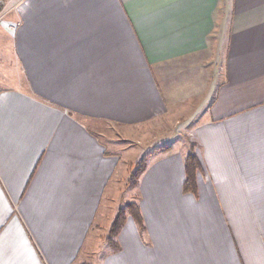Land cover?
<instances>
[{"label":"crops","instance_id":"0c3cea01","mask_svg":"<svg viewBox=\"0 0 264 264\" xmlns=\"http://www.w3.org/2000/svg\"><path fill=\"white\" fill-rule=\"evenodd\" d=\"M2 12L0 264H264V0H6ZM166 119L190 129L154 148L134 190L144 228L128 216L114 249L120 193L103 199L124 184L122 160L88 121L145 139Z\"/></svg>","mask_w":264,"mask_h":264},{"label":"rangeland","instance_id":"374dc122","mask_svg":"<svg viewBox=\"0 0 264 264\" xmlns=\"http://www.w3.org/2000/svg\"><path fill=\"white\" fill-rule=\"evenodd\" d=\"M25 2H23L22 5ZM3 21L1 23H3ZM2 73L3 75H6V77H8L9 75L6 74L4 70L2 71ZM2 88H15V84L10 80L5 81ZM171 121V119H166L164 121H154L150 126H148L147 130L145 131V139H142V137H144L142 135V137L135 135L133 138H125V131H123L120 126L112 123L88 121L89 126L98 136V138L106 144L109 150L115 151V154L118 155L122 160V164L120 165L117 176L120 178L122 176H125L124 184H122V188H120V183L117 181V178L114 177L113 182L108 188V194H106L103 199V201L106 200L109 193H120L121 199H114V212L117 213L119 209L126 208L130 203L138 205L137 195H135L136 192L134 191L137 186L132 188L128 187L127 185L131 174L137 169L136 165L149 154H155L159 151V149L154 150V148L157 147L165 150V142H167L168 144H174L178 137L179 139H183L186 137L185 134H187L188 130L190 129V125H188V123L190 122L183 121L182 119H180L179 121H173L172 123ZM171 131H175L177 138H171L169 136ZM123 148H125L126 150H123ZM124 161L126 163L129 162L128 166H124ZM94 232H96V230Z\"/></svg>","mask_w":264,"mask_h":264},{"label":"trees","instance_id":"16d2710c","mask_svg":"<svg viewBox=\"0 0 264 264\" xmlns=\"http://www.w3.org/2000/svg\"><path fill=\"white\" fill-rule=\"evenodd\" d=\"M150 156L151 154L143 158L141 162L136 165L137 166L136 171L131 174L127 182L128 187L133 188L138 185L140 177L147 169ZM199 171H200L199 160L197 156L192 152L187 156L185 160V173H186V179L184 184L185 192H192V193L196 192L197 178ZM128 216H131L137 222V224L141 229L144 228L142 215L140 213V209L137 204L130 203L126 208L119 209L114 217V220L106 237V241L110 245V247L114 249H118L119 245L117 242V238L124 224L126 223Z\"/></svg>","mask_w":264,"mask_h":264},{"label":"built area","instance_id":"2783aa9c","mask_svg":"<svg viewBox=\"0 0 264 264\" xmlns=\"http://www.w3.org/2000/svg\"><path fill=\"white\" fill-rule=\"evenodd\" d=\"M5 1H6V0H0V23H1V22L4 20V18H5V14L2 12V9H3L4 5H5ZM27 5H28L27 2H25L23 5H22V4L19 5V6H18V11H20V12L24 11L25 6H27Z\"/></svg>","mask_w":264,"mask_h":264}]
</instances>
